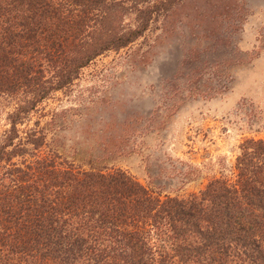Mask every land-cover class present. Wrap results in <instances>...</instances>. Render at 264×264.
Here are the masks:
<instances>
[{
    "label": "trees",
    "instance_id": "obj_1",
    "mask_svg": "<svg viewBox=\"0 0 264 264\" xmlns=\"http://www.w3.org/2000/svg\"><path fill=\"white\" fill-rule=\"evenodd\" d=\"M195 2L221 9L219 0H0V264H264V140L246 139L228 175L197 194L161 198L120 169L59 161L43 152L39 123L27 127L98 56Z\"/></svg>",
    "mask_w": 264,
    "mask_h": 264
},
{
    "label": "rangeland",
    "instance_id": "obj_2",
    "mask_svg": "<svg viewBox=\"0 0 264 264\" xmlns=\"http://www.w3.org/2000/svg\"><path fill=\"white\" fill-rule=\"evenodd\" d=\"M219 2L160 16L40 103L27 127L44 129L43 152L120 169L161 198L228 175L246 139L264 140V0Z\"/></svg>",
    "mask_w": 264,
    "mask_h": 264
}]
</instances>
